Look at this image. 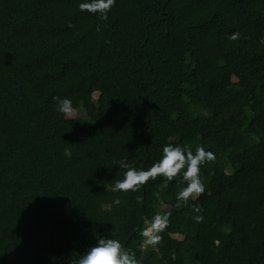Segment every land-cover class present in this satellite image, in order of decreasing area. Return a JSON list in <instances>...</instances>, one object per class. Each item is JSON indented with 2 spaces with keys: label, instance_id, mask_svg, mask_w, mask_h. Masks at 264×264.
Listing matches in <instances>:
<instances>
[{
  "label": "trees",
  "instance_id": "trees-1",
  "mask_svg": "<svg viewBox=\"0 0 264 264\" xmlns=\"http://www.w3.org/2000/svg\"><path fill=\"white\" fill-rule=\"evenodd\" d=\"M79 2L0 0V264H71L101 237L139 264H264V0ZM166 144L214 153L196 200L176 207L183 170L113 190L116 161Z\"/></svg>",
  "mask_w": 264,
  "mask_h": 264
},
{
  "label": "clouds",
  "instance_id": "clouds-1",
  "mask_svg": "<svg viewBox=\"0 0 264 264\" xmlns=\"http://www.w3.org/2000/svg\"><path fill=\"white\" fill-rule=\"evenodd\" d=\"M115 0H80L78 8L81 12L97 14L101 20L108 19ZM71 26V25H69ZM239 33H233L229 39H237ZM55 110L65 116L73 111V102L68 97L54 96ZM214 153L206 150L203 146H197L195 151L180 145L166 144L162 148L161 157L147 169H137L130 166L126 160H118L115 165L124 169L123 178L115 180L113 190L136 191L140 185L157 176H164L169 181L182 172L185 186L176 193V207L188 205L190 200L196 198L205 191L204 184L200 178V166L206 161L213 160ZM193 211L199 212V206H193ZM202 216H196L195 220L200 222ZM140 231L147 244H157L161 237L158 233L163 231L168 223V214H154L150 222ZM71 264H139L134 252L124 247L118 239L98 238L96 243L80 254L78 259Z\"/></svg>",
  "mask_w": 264,
  "mask_h": 264
},
{
  "label": "rangeland",
  "instance_id": "rangeland-1",
  "mask_svg": "<svg viewBox=\"0 0 264 264\" xmlns=\"http://www.w3.org/2000/svg\"><path fill=\"white\" fill-rule=\"evenodd\" d=\"M84 115H85V113L83 110L73 109L72 113L68 116L74 117V116H84Z\"/></svg>",
  "mask_w": 264,
  "mask_h": 264
}]
</instances>
